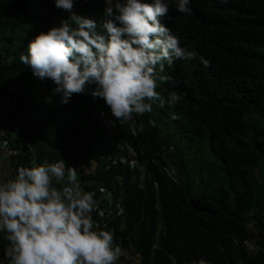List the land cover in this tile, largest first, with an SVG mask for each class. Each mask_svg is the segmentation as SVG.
I'll list each match as a JSON object with an SVG mask.
<instances>
[{"label":"trees","instance_id":"1","mask_svg":"<svg viewBox=\"0 0 264 264\" xmlns=\"http://www.w3.org/2000/svg\"><path fill=\"white\" fill-rule=\"evenodd\" d=\"M189 7L161 18L198 54L160 73L172 79L157 91L182 99L114 124L90 94L96 85L62 104L55 84L20 61L31 40L71 13L55 0H0V93L19 99L6 124L26 119L27 150L77 168L95 199L103 186L115 190L143 253L137 264H264V0ZM104 9V0H75L73 11L99 24ZM256 229L262 247L253 254L245 241Z\"/></svg>","mask_w":264,"mask_h":264},{"label":"clouds","instance_id":"2","mask_svg":"<svg viewBox=\"0 0 264 264\" xmlns=\"http://www.w3.org/2000/svg\"><path fill=\"white\" fill-rule=\"evenodd\" d=\"M104 2V19L98 24L73 11L75 0H55L56 8L70 17L31 40L21 63L39 80L50 79L62 104L96 85L90 94L104 100L114 124L151 113L157 102L160 107L178 104L182 95L177 91L167 99L157 91L159 83L172 79L160 73L165 62L198 54L182 47L161 18L173 7L189 13L191 0ZM96 210L95 193L81 187L77 168L64 160L38 164L34 158L14 174L0 164V241L7 242L0 264H118L124 250L113 232L95 221Z\"/></svg>","mask_w":264,"mask_h":264},{"label":"built area","instance_id":"3","mask_svg":"<svg viewBox=\"0 0 264 264\" xmlns=\"http://www.w3.org/2000/svg\"><path fill=\"white\" fill-rule=\"evenodd\" d=\"M18 100L16 96L9 92L0 93V164L5 165L13 174L19 167L30 166L34 158L38 164L43 163L45 160L49 163L55 162L51 158L41 155L39 149L29 147V150H27L29 142L19 139L20 127L26 125V119L20 121L21 118L18 116L11 119L10 124H6L8 114L18 107ZM107 125L110 126L111 123L109 122ZM33 129L34 127L30 126L29 131ZM23 157L27 158L23 159ZM118 157L119 155L115 158ZM81 187L84 189L82 184ZM97 193V210L93 213V217L101 228L113 232L115 243L124 250L125 255L121 257L118 264H137L143 253L136 246L134 235L126 221L128 218L123 213L120 197L114 189L108 186L101 187ZM261 242L259 230L256 229L254 236L246 239L245 247L249 252L256 254L262 247ZM6 243L0 241V257H2Z\"/></svg>","mask_w":264,"mask_h":264}]
</instances>
